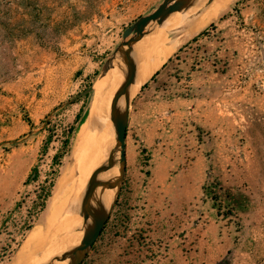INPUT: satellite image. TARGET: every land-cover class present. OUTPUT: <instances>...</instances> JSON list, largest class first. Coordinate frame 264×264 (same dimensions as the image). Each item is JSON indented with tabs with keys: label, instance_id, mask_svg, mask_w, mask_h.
I'll use <instances>...</instances> for the list:
<instances>
[{
	"label": "rangeland",
	"instance_id": "1",
	"mask_svg": "<svg viewBox=\"0 0 264 264\" xmlns=\"http://www.w3.org/2000/svg\"><path fill=\"white\" fill-rule=\"evenodd\" d=\"M163 1L0 0V264L70 262L85 234L76 163L116 146L108 108L123 34ZM225 1L189 0L134 46L137 67H157L130 94L124 184L83 264H264V0ZM72 231L81 240L60 249Z\"/></svg>",
	"mask_w": 264,
	"mask_h": 264
},
{
	"label": "water",
	"instance_id": "2",
	"mask_svg": "<svg viewBox=\"0 0 264 264\" xmlns=\"http://www.w3.org/2000/svg\"><path fill=\"white\" fill-rule=\"evenodd\" d=\"M190 2L192 4V0H190ZM188 4L189 0H164L154 12L140 17L134 24L128 27L123 34L125 41L122 43L119 50L126 59L127 71L122 85L112 99L110 112V120L116 133V146L110 152L106 163L101 165L93 173L88 183L81 203V215L84 218L85 225L83 230L85 234L81 242L62 258V260H66L70 257L71 260L68 264L84 263L93 245L102 235L116 203L120 198L127 167L126 140L131 108L130 88L135 82L138 70L134 46L149 34V31H146V27L150 25V23L163 21L174 13L182 12ZM117 53L118 51L116 54ZM123 97L125 98V106L124 109L119 112L117 110V105ZM116 155L118 156L117 162L115 161ZM116 164L119 165V171L115 176L104 180L98 178L101 173L112 169ZM112 186L116 190L115 196L110 207L107 208L102 200V195L106 189H110ZM93 200L97 202L99 207L97 211L92 209Z\"/></svg>",
	"mask_w": 264,
	"mask_h": 264
},
{
	"label": "bare ground",
	"instance_id": "3",
	"mask_svg": "<svg viewBox=\"0 0 264 264\" xmlns=\"http://www.w3.org/2000/svg\"><path fill=\"white\" fill-rule=\"evenodd\" d=\"M207 1V0H206ZM224 1L225 0H215V2L211 5L212 6V8L214 9L215 8V4H219V6H218V9L219 10H222L223 8H224ZM226 2V1H225ZM198 4H200V0L199 1H196V2H192V5L193 6H197ZM211 6H210V8H211ZM214 6V7H213ZM195 7H194V10H195ZM191 8V7H190ZM212 8L210 9V10H212ZM208 10V9H207ZM210 10H208V11H210ZM215 11V10H214ZM216 12V11H215ZM221 12V11H220ZM209 13V12H208ZM217 13V12H216ZM219 13V12H218ZM207 14V13H206ZM204 15V14H203ZM176 16H179V15H177V14H175L172 18H174V17H176ZM172 18H170V19H172ZM201 18H203V17H201ZM169 19V20H170ZM197 19H199V18H197ZM204 19V18H203ZM168 20V21H169ZM201 20V19H200ZM205 20L208 22V21H210V17L209 16H207L206 18H205ZM168 21H167V23H168ZM180 20H178V22L176 21V22H174V23H180L179 22ZM196 22V21H195ZM166 23V24H167ZM173 23V24H174ZM197 23V22H196ZM201 23H202V21H201ZM206 22H204V24H205ZM198 24V23H197ZM199 24H200V22H199ZM175 25H177V24H175ZM175 27H177V26H175ZM195 28H196V26H195ZM199 30V29H198ZM153 36H155V35H153ZM174 38V37H173ZM149 39H152V38H149ZM161 39V38H160ZM163 39V38H162ZM150 41V40H149ZM149 41H147V43L149 42ZM165 43V42H164ZM157 45L159 44V42L158 43H156ZM146 45V44H145ZM157 45H155V46H157ZM176 45V44H175ZM166 46V45H165ZM158 47V46H157ZM174 47V46H173ZM144 48H145V46H144ZM143 47L141 48L142 50L141 51H143V49H144ZM138 49V48H137ZM138 51H139V49H138ZM136 52V53H139V52ZM151 51H153V50H151ZM159 51V50H158ZM166 53V52H165ZM171 54V53H170ZM150 55H151V53H150ZM165 56H169V55H165ZM145 57H147V56H145ZM150 57V56H149ZM150 59V58H149ZM140 60V59H139ZM138 61V60H137ZM157 62V61H156ZM155 63V62H154ZM160 63V62H159ZM158 63V64H159ZM139 65H138V67H139V70H137L138 71V77H137V80H136V82H134V85H132L131 86V88H130V94L131 95H134L135 93H134V91H137V89L140 87V85L143 83V81L151 74V72L155 69V67H157L156 66V64H151L150 62H148V60L146 61H143V60H140L139 61V63H138ZM125 65H126V63H124L122 60H118V64H117V68H116V72H115V84H117V86H118V88L121 86V84L123 83V81H124V78H125V73H126V71H125ZM160 65V64H159ZM159 67V66H158ZM159 69V68H158ZM157 69V70H158ZM157 72V71H156ZM153 73V72H152ZM105 78V77H104ZM100 80V79H99ZM98 80V81H99ZM107 84H108V80H107V77H106V79H103V80H100V82L96 85L97 87H95L96 88V96L97 97H101L102 95H103V91L106 89V87H107ZM111 87L112 88H114V84H112L111 85ZM102 94V95H101ZM101 95V96H100ZM97 99H99V98H97ZM102 101H103V99H101ZM101 101V102H102ZM97 102V101H96ZM112 103V102H111ZM98 105H99V103H97ZM93 105V104H92ZM103 105V104H102ZM93 108V107H92ZM108 109H111V105H110V107L108 108ZM124 109V105H123V102L120 100L119 102H118V105H117V110L119 111V112H121L122 110ZM96 110H97V108H96ZM92 111V110H91ZM97 112H99V111H97ZM85 120V119H84ZM86 121V120H85ZM106 125V124H105ZM104 125V126H105ZM108 128H110V127H108ZM94 129V128H93ZM107 129V128H106ZM91 130V129H90ZM89 130V131H90ZM108 130V129H107ZM86 133V128H84V126L82 127V129H81V131H80V138H82L83 136H84V134ZM103 133V132H102ZM98 134H100V133H98ZM105 134V133H104ZM86 135V134H85ZM88 135V134H87ZM103 135V134H102ZM107 135V134H106ZM100 136V135H99ZM108 136V135H107ZM102 138H103V136H102ZM106 138V137H105ZM111 138H112V135H111ZM88 139V138H87ZM113 139V138H112ZM80 140V139H79ZM94 140V139H93ZM104 140H106V139H104ZM84 141V140H83ZM95 141V140H94ZM98 141V140H97ZM109 141V140H108ZM76 142V141H75ZM79 142H81V141H79ZM107 142V141H106ZM95 143V142H94ZM82 144V143H81ZM75 145V144H74ZM94 145V144H93ZM109 145H110V143H109ZM109 145L107 146V143H106V145H105V149H104V151L101 153V157H99V158H97V160L94 162V163H90V161H89V154H88V152H86V153H84V155H83V157H81L80 158V160L78 161V163H76V165H77V168H78V170H79V172H80V185L79 186H81V189L82 190H84V191H86V187H87V183H88V181H89V179H90V177H91V175H92V173L100 166V165H102V163L103 162H105V160H106V158H107V156H108V154H110L109 153V151H110V149L108 148L109 147ZM77 147H78V144H77ZM94 147V146H93ZM102 147V146H101ZM80 147H78V148H75V152L77 153V151H78V149H79ZM86 149H87V147H85ZM81 149V148H80ZM89 151H92V150H89ZM97 151H99V149L97 150ZM80 157V156H79ZM77 159H78V157H77ZM75 160V159H74ZM108 160V159H107ZM75 161H77V160H75ZM74 162V161H73ZM75 165V164H74ZM75 165V166H76ZM77 170V171H78ZM78 173V172H77ZM72 174H74V173H71V175ZM70 176V175H69ZM76 177V176H75ZM70 178V177H69ZM100 178V177H99ZM108 178H111V176L110 177H108ZM108 178H106V179H108ZM73 179V178H72ZM77 179V178H76ZM79 182V181H78ZM75 183H77V182H75ZM77 186H78V184H77ZM63 187V186H62ZM74 187V186H73ZM72 187V188H73ZM70 188V187H69ZM74 188H76V185H75V187ZM80 189V188H79ZM74 190V189H73ZM76 190H77V188H76ZM64 191V190H63ZM83 191V192H84ZM79 194V193H78ZM77 195V194H76ZM75 195V196H76ZM80 195H81V193H80ZM68 196H70V195H68ZM114 196H115V193L112 191V190H109V189H106L105 190V192H104V194L102 195V200H103V202H104V205L105 206H109L110 205V200H112V198H114ZM77 197H78V195H77ZM71 198V197H70ZM69 198V199H70ZM74 198V197H73ZM72 198V199H73ZM80 199H81V196L79 197ZM71 199V200H72ZM78 199V198H77ZM70 200V201H71ZM77 203H80V202H77ZM51 204H52V202H51ZM72 204V203H71ZM77 206V205H76ZM75 206V208H79V207H76ZM97 202L95 201V200H93V202H92V209L95 211V209L97 208ZM68 207V206H67ZM60 208V207H59ZM66 208V207H65ZM73 208V207H72ZM53 209V208H52ZM74 209V208H73ZM73 209H70L69 210V212L66 210V212H67V215L68 214H71L72 213V210ZM58 211H59V209H57ZM63 210V209H62ZM79 210V209H78ZM64 211V210H63ZM81 211V210H80ZM52 212V211H51ZM66 212H64V213H66ZM76 212V211H75ZM78 213H80L79 211H77ZM53 213V212H52ZM63 213V212H62ZM61 213V214H62ZM60 214V215H61ZM59 215V218H56L58 221L60 220V221H62L61 219L65 216H60ZM67 215H66V218H65V220H67L68 218H67ZM55 216H57L58 217V215L56 214ZM69 216V215H68ZM73 216V215H72ZM75 216V215H74ZM74 218V217H73ZM77 220H79L77 217H75ZM64 220V219H63ZM70 220V218L68 219V221ZM67 221V222H68ZM83 220H79V223H77V224H74L73 223V225H74V227H72L71 228V230H73L74 228H77V227H79L80 225H82V222ZM53 223V222H52ZM51 225V224H50ZM58 225H60V224H58ZM64 225V224H63ZM63 225H61L62 227H63ZM69 225V224H68ZM52 226H53V224H52ZM51 226V227H52ZM56 226L57 225H55V228H56ZM62 227H60L61 229H62ZM67 228H69V226L67 227ZM58 229H59V227H58ZM70 229V228H69ZM68 230V229H67ZM83 230V229H82ZM34 231V230H33ZM32 231V232H33ZM55 231H57V228L55 229ZM60 231V230H59ZM59 231H57V232H59ZM41 232V230H36L35 232H33L31 235H30V237H29V239L27 240V242L24 244V246H23V248H22V250L20 251V253H19V256H18V259H17V263H20L21 262V260L25 257V256H27V254H28V256H29V254H30V252H29V250L31 249V246H33V242L35 241V239H37L36 237H38L39 238V236H37L39 233ZM68 232V231H67ZM71 232V231H70ZM55 234V233H54ZM57 234V233H56ZM77 234V235H76ZM58 235V234H57ZM57 235H56V237H57ZM61 236H62V234H60ZM60 237V236H59ZM61 238H63V236L61 237ZM81 238H82V234L81 233H78V232H74V231H72V233L67 237V239H64V242L62 241L63 239H61V240H59V248L60 249H65V248H67L68 247V249H69V247L71 246V245H73L74 243H76V242H78V241H80L81 240ZM53 239V238H52ZM78 240V241H76L75 242V240ZM54 241V240H53ZM49 242V241H48ZM50 243H52L51 241H50ZM55 243V242H54ZM57 243H58V241H57ZM75 245V244H74ZM73 245V246H74ZM57 246V245H56ZM55 248V247H54ZM55 249H57V248H55ZM50 251V250H49ZM55 251V250H54ZM54 251H52V252H54ZM51 252V253H52ZM55 253V252H54ZM63 254V253H62ZM47 255H48V253H47ZM59 257V256H58ZM61 258V257H60ZM50 259V258H49ZM47 260V259H46ZM40 262V261H39ZM37 264V263H36Z\"/></svg>",
	"mask_w": 264,
	"mask_h": 264
},
{
	"label": "trees",
	"instance_id": "4",
	"mask_svg": "<svg viewBox=\"0 0 264 264\" xmlns=\"http://www.w3.org/2000/svg\"><path fill=\"white\" fill-rule=\"evenodd\" d=\"M73 132H74V130L73 129H70V134H73ZM69 143H70V138H68L66 141H64V146L67 148L68 145H69ZM63 157H64V154H62L59 158L58 157H55L54 160L57 161L58 164H61V160L63 159ZM37 177H38V171H37L36 168H33L32 171H31V174H30V176L28 178V181L34 180ZM42 190L44 192L46 191V189H44V188ZM49 196H50V194H49V191L47 190L46 193H45V197H44L45 199H44V201H43V203L41 205V208H43V209L45 208V206H46V200H47V198H49Z\"/></svg>",
	"mask_w": 264,
	"mask_h": 264
},
{
	"label": "crops",
	"instance_id": "5",
	"mask_svg": "<svg viewBox=\"0 0 264 264\" xmlns=\"http://www.w3.org/2000/svg\"><path fill=\"white\" fill-rule=\"evenodd\" d=\"M139 63V62H138ZM134 85V84H133Z\"/></svg>",
	"mask_w": 264,
	"mask_h": 264
}]
</instances>
